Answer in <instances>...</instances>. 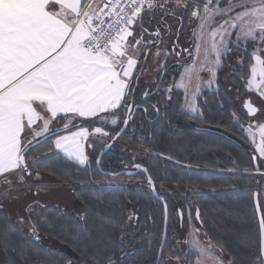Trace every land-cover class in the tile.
<instances>
[{"label":"snow or ice","instance_id":"snow-or-ice-1","mask_svg":"<svg viewBox=\"0 0 264 264\" xmlns=\"http://www.w3.org/2000/svg\"><path fill=\"white\" fill-rule=\"evenodd\" d=\"M220 3L221 0H0V177L17 170L27 171V152L51 135H56L55 148L69 160L86 163L88 157L81 140L90 133L75 125V120L95 118L96 123L108 124L109 115L125 106L133 91L131 81L139 64L136 57L142 54L139 46L152 43L143 40L148 32L142 27L145 12L160 8L174 15L170 4L185 11L192 4L191 16L201 21V36L215 17L227 16L211 31V47H205V61L214 65L209 67L213 77L222 57L230 51L226 37L234 30L239 29L234 47H239L241 41L264 44V0H228L224 8ZM137 25L142 28L140 39L135 38ZM159 34V30L154 33ZM199 47L198 44V51ZM244 53L247 58L246 47ZM210 54L215 55L214 61L208 60ZM251 58L254 62L249 68L247 89L264 98V49L256 48ZM148 95L144 93L145 97ZM133 104L127 105L129 116ZM244 106L249 115L258 111L249 100ZM190 107L196 112L195 103ZM61 117L67 118L63 128L53 130L50 125ZM118 120V116H113L111 125H117ZM38 121H42V126ZM128 122L126 117L124 123ZM72 127H77V131H70ZM58 131L69 134L60 136ZM28 132L32 139L25 143L22 133ZM92 132L109 135L100 127ZM258 132L261 141L256 150L264 157V125L259 126ZM119 135L117 132L112 139ZM47 156L44 153L36 157L33 164ZM257 210L260 211L259 205ZM260 231L261 258L257 264H264V216ZM199 251L203 256L205 250ZM107 264L117 262L109 258Z\"/></svg>","mask_w":264,"mask_h":264},{"label":"trees","instance_id":"trees-1","mask_svg":"<svg viewBox=\"0 0 264 264\" xmlns=\"http://www.w3.org/2000/svg\"><path fill=\"white\" fill-rule=\"evenodd\" d=\"M245 46L248 56L245 58L244 68L233 70L229 76L230 87L236 91V95L221 82L214 91L216 94L214 96L220 95V97H214L213 121L209 124L229 138L217 133L192 129L191 134L196 135L198 154L193 151L195 144L191 134L188 137H182L179 144L182 148V160H191L198 170L177 172L176 180H169V182L195 187L198 190L197 196L193 199L200 211L204 233L230 261L234 264H257L258 259L261 258L260 231L253 197L257 192L259 203L264 199V178L262 174L255 171L250 153L251 143L243 129L248 117L241 109L240 99L249 93L247 79L250 65L253 63L252 45L249 43ZM236 49L238 47H234V50ZM144 89L143 83L137 87L139 94ZM133 101L134 104H143L140 96L135 97ZM128 103L129 99L126 105ZM139 108L144 109L145 106ZM138 109L127 125V129L132 131L122 135L132 143L133 148L131 146L117 147L118 139L102 155L99 162L100 168L96 166V158L103 145L107 143L106 141L102 143L87 141L88 163L83 166L57 153L33 164L36 157L53 147L50 142L52 137L27 152L26 163L29 166L27 171L30 173L33 169L34 172L49 178L54 185H71L72 193L80 203V213L76 214L67 208L55 205L36 206L31 210V218L38 235L50 238L62 247V249H56L39 243L15 224L3 207L0 208V251L3 257L1 264H107L109 258L115 260L117 264L154 263L157 253L155 252L153 257L151 253L143 255L145 249H140L138 245L152 243L156 250L160 236L153 242L147 235L143 237L135 235L131 239L130 233L133 226L130 223L134 214H137L138 220H147L148 212L145 207L147 200L157 207L160 205L159 202L144 186L99 185V182L111 179L101 171L115 173L127 167L123 165L132 162L130 155L127 154L128 151L136 155L137 149V156L140 160L143 159L147 122L144 114L138 112ZM125 112L126 107L115 113L121 114L117 125L96 124L95 119H76L75 125L85 124L86 127H92L96 124L110 130L111 135H114L123 122ZM64 119L65 117L58 118L56 121ZM160 129L159 123L154 121L152 124L154 134L151 140L152 148L157 156L161 151ZM176 131L179 132V128H176ZM174 141L177 139L174 138ZM240 144L246 145V148ZM202 145L205 149H202ZM200 148L206 150L204 154H200ZM29 162H32L31 165ZM149 172L156 188L166 181L158 160L155 166H151ZM123 178L145 182L142 173L132 177L123 176ZM260 207L263 213V205L260 204ZM160 215V212H153L152 219L157 226L162 224ZM158 230L161 232V228ZM124 251L129 253L123 255ZM198 258L197 252L188 250L183 258V264H193Z\"/></svg>","mask_w":264,"mask_h":264},{"label":"flooded vegetation","instance_id":"flooded-vegetation-1","mask_svg":"<svg viewBox=\"0 0 264 264\" xmlns=\"http://www.w3.org/2000/svg\"><path fill=\"white\" fill-rule=\"evenodd\" d=\"M221 1L225 2V5L228 4V0ZM157 2L163 3V0H157ZM233 2L236 3L239 2V0H233ZM193 7L194 6L192 4H189V7L186 11L179 8L178 12L176 11L174 15L166 14L164 10L156 8L151 12H145L142 18V27L148 30V32L143 35V40L152 42L147 47V50L150 49L147 59L151 56L150 52L156 48H159V50L162 51L164 50V54L161 53L160 56H158V60L160 62V68L157 72L158 75H156V78L151 83L145 84V89L143 90V92L139 94V91H137L138 85H142L139 80H136L135 86H133L134 90L131 93L130 98L133 100L135 97L140 96V98L143 100L142 105L145 106L144 109L137 108L138 112L144 114L147 122L143 152L144 157L137 163L131 162L123 166H127L126 168L128 169H130L134 164H140L144 166L146 168L147 174L154 182L149 171L151 170V166H155L156 160H158L160 168L165 174L166 181L162 182L160 186H158V188H156L154 182L157 194H154L152 192L150 184L147 181L146 174L143 171H138L135 174L129 176L132 177L138 173H142L144 175L145 182H142L140 180H133L132 178L126 179V181L130 182L126 184V186L136 184L138 187H147L151 194L155 197V200L160 204L159 207H157V205H151V201L147 200V206H145L148 212V216H146L147 220H138L137 214H134L131 218L132 222L130 223L131 226H133L131 227L130 233L131 239L135 235L138 237L147 235L149 239H151V242H153L155 240L157 241L160 236L156 250H154L155 247H153L152 243H150L149 245L142 243L138 245L140 249H145L143 255L151 253L153 257L154 253H157L153 264H163L165 257L168 255L179 256L181 258V264H183L184 256L186 255L187 251H190L191 249L187 248V250H183L184 247H182V245H180L178 248V243L181 235H185V237L192 236L196 240L204 243L206 246H208V248L211 247V241L206 237L202 227V223L200 220V211L195 205V201L193 199L197 196L198 190H196L195 187L175 185V183H170L169 180H176L177 172H191V170L193 169H196V171L198 170V168H195L196 166L192 164L191 160H182V148L179 143H181L182 137H188L189 134H191L192 129L195 131L210 132L213 134L215 133V131H218L212 128L211 124H209L213 121L212 110L214 97H220V95L214 96L216 95L214 94V91L221 82L223 85L229 88V90L232 91V94L236 95V91H234V89L230 87L229 76L232 73V69L241 70L244 68L245 63L244 49L246 47V44L242 41L238 49H231L226 56L222 57V63L216 70L214 82L212 83L213 86H210L207 89L204 88L203 90L199 91V93L194 98V103L197 110L196 112L191 111V107L188 104V98L185 94V89L179 87L177 88L176 85L181 78L182 69L185 66L192 64L195 58H197L196 53L199 38L198 33L194 31V28H196L198 24V19L191 16ZM169 8L172 9L170 5ZM157 30H159V36L154 35ZM135 31H139L141 36V26H135ZM251 48L253 49V46H251ZM145 92L149 93L147 97L143 96ZM250 97V94L243 95L240 99V102ZM252 100L250 99L251 103L254 104ZM135 104L143 107L139 103ZM256 104L257 102H255L254 105ZM240 105L244 114L249 117L242 107L243 102ZM257 108L259 112L261 107ZM137 109L132 110V117L130 121L133 118V113L136 112ZM125 115L126 112L123 114V120L125 118ZM116 116L119 117L121 116V114L117 113ZM154 121L158 122L161 127V151L158 153L159 156H157L152 148L151 139L154 134L152 131V124ZM176 128H179V132L176 131ZM130 131L132 130H128L126 128L124 134L129 133ZM114 135H111L110 133L109 139L106 142H108ZM191 137L193 138L195 144H193V151L194 153L198 154V144L195 133H192ZM226 137L229 138V136ZM174 138H176L177 141H174ZM240 146L246 148V145L240 144ZM201 147L202 149H205L204 145H202ZM202 149L200 148V154H204V152L206 151ZM207 151L212 152V150ZM250 153L252 159L253 155L256 156V173L261 174L262 166L259 164L260 162L257 153L252 148L250 149ZM87 163L85 165H87ZM121 170H125V168H122ZM223 171L225 172V170ZM118 176L122 177V179H125L123 178V176L125 177L126 175L122 174ZM108 177L113 178V176ZM154 211L160 212L161 214L160 218L162 219V224L160 226L155 225V220L153 221L152 219ZM165 224L166 237L164 244L160 250ZM159 228H161V232H159ZM215 250L218 254L220 252L222 254V257L225 255L223 251H221L218 247ZM210 251L212 252V250ZM131 252L132 251H130V253ZM127 253L129 252L124 251L123 255Z\"/></svg>","mask_w":264,"mask_h":264},{"label":"rangeland","instance_id":"rangeland-1","mask_svg":"<svg viewBox=\"0 0 264 264\" xmlns=\"http://www.w3.org/2000/svg\"><path fill=\"white\" fill-rule=\"evenodd\" d=\"M225 4H226L225 2L221 1L220 7L221 8L226 7L227 5ZM173 9L174 6H172V10ZM225 19H228V17L227 16L215 17L209 24L206 25V31L204 32L203 36H201V30L199 27L201 21L199 19L196 28H194V31L198 33V38H199L198 44L200 45L199 51L197 50L196 53L197 58H195L192 64L187 65L182 69L181 78L176 85L177 88L179 87L185 89V94L186 97L188 98V104L190 106L194 103V98L199 93V92L197 93V88H199V91H201L204 88L207 89L208 87L213 86L212 83L214 82V77L212 73L209 71V67H214V65H211L207 61H205L204 52H205V47L208 48L211 47V40H212V37L210 35L211 31ZM238 31L239 29H236L232 32L230 37H226V39L229 40L228 48L230 50L234 49L233 44L237 39ZM216 39L219 40V36H217ZM131 42L134 44L135 40L133 39ZM249 43H252L253 46V49L251 50L252 52L255 51L256 48L264 49V44H258L253 41H249L247 44ZM156 52L157 50H153L151 55H154V57H158L161 52L164 54V50L163 51L161 50L159 55H156ZM132 53H133V49L130 47L129 54ZM208 60L214 61L215 55L210 54ZM138 61H140V59H138ZM154 61L156 62L155 59ZM147 66L148 63L144 70V72L146 73L149 71V68ZM186 69L188 71H186ZM231 72H233V69L231 70ZM135 73L136 70L134 71V74ZM248 92H249L248 94L251 95L249 99L251 100L253 99L254 101L252 100V102H254V104L255 102H257L256 106L261 107V109L254 116L248 117L247 123L245 126H243V129L249 138V141L251 143V148L257 153L260 162L259 164L262 166L261 174L264 178V157H261L256 150V146L261 141V137L259 135L258 129L260 125H264V98L260 97L258 93L254 90L253 91L248 90ZM242 102L243 101H241L240 104H242ZM108 119L109 121H111L112 118H110L109 116ZM66 120L67 118H65L62 121L60 120L54 121L50 125V127L53 130L62 129L65 124V123L63 124V121ZM96 124L92 125V127H86L85 124L78 126L89 130L90 135L87 138V141L91 140L95 143H97L98 141H102V142L107 141L109 139L111 131L102 128L104 129L105 132L109 133L108 136L93 133L92 129L96 127H100ZM250 125H251V132L249 131ZM70 131L73 132L77 131V127H72ZM68 134L69 133L67 131H64L58 135L64 136ZM55 139H56V135L53 136L52 139H50V142L53 146H54L53 141ZM118 146L120 147L123 146L124 148L131 146L133 148L132 143L129 142L127 138L123 136L119 138L117 142V147ZM44 153H48V156L55 153L62 154L60 152V149H56L55 146L49 150H46ZM44 153H42L40 156H42ZM127 154L130 155L131 161L133 163H137L140 161V158L137 156V149H136V155H134L132 152L129 151ZM31 163L32 162H29L30 165ZM21 176H23V180H20ZM5 180L10 181L11 183L10 184L6 183L4 182ZM128 183L130 182L126 181V179H122V177H113L109 180L99 182V185L122 187V186H126V184ZM260 204L263 205V213H264V199L260 200ZM48 205H55L61 208H68L73 213L76 214L80 213V205L72 193L71 185L70 186L69 185L61 186L57 184L54 185V183H52L50 179L44 177L39 173L34 172L33 169L32 172H30V174H27L26 172L24 173V170H17L0 177V206L3 207L8 217L15 224H17L19 227L24 229L27 233H29L33 238H35L39 243H41L45 247L62 249V247L59 246L52 239L45 237L43 238L39 236L31 218L30 212L34 207L36 206L45 207ZM213 244L214 243L211 242L210 243L211 247L208 248V246L196 240L192 236L185 237V235H181L178 243V248L180 245L184 247L183 250L185 249L187 250V248L193 250L195 248L196 249L195 251H198L199 254H200L199 250L204 249L205 250L204 255L203 256H201V254L199 255L200 256L199 261H201V264H234L225 255L222 257V254L220 252L218 254L217 251L215 250L217 247ZM212 247H214L215 249ZM210 250H212V252ZM2 261H3V257L0 251V264L2 263ZM163 264H181V258L179 256L168 255L165 257ZM194 264H198V260Z\"/></svg>","mask_w":264,"mask_h":264},{"label":"water","instance_id":"water-1","mask_svg":"<svg viewBox=\"0 0 264 264\" xmlns=\"http://www.w3.org/2000/svg\"><path fill=\"white\" fill-rule=\"evenodd\" d=\"M143 96H144V94H143ZM245 100H249V101H250V99H249V98H246V99L243 100V106H242V107H243L244 111L246 112V114H247L249 117H250V116H254L258 111H257L254 115H249L247 109H246L245 106H244V104H245ZM129 104H133V100H132V99L129 101L128 105H129ZM253 106H255V107L257 108L256 105L253 104ZM138 107H140V106H139V105H136V104H135V105L133 104V109H132V110H135V109H137ZM257 109H258V108H257ZM126 117L128 118L129 121H130V119H131V117H132L131 115H130V116L128 115V108H127V107H126V115H125V118H126ZM125 118H124V119H125ZM128 123H129V122H128ZM128 123L125 124V123H124V120H123L121 127H120L119 130L117 131V132L120 133V135H119L118 137H116V139H112V138H111L106 144L103 145L101 151L99 152V154H98V156H97V158H96V163H97V167H98V168H100V167H99V162H100V160H101L102 155H103L107 150L110 149V147L116 142L117 139L120 138L121 135L124 134V132L126 131V128H127ZM62 132H64V131H58V132H57V135L60 134V133H62ZM215 133H218V134L224 135L223 133H220V132H218V131H215ZM53 136H55V135L48 136L47 138L43 139V141H45L46 139H49V138H51V137H53ZM115 136H116V134H115L113 137H115ZM224 136H225V135H224ZM253 162H254V167H255V169H256V168H257V161H256V156H255V155H253ZM138 171H143V172L146 174V178H147L148 183L150 184V188H151L152 192H153L154 194H157V193H156V190H155L154 182L151 180V178H150L149 175L147 174L146 168H145L144 166L140 165V164H134V165L131 166L130 169L125 168V170H120V171L115 172V173H110V172H106V171H101V172H102V174H104V175L115 177V176L122 175V174H124V175H126V176L133 175V174H135V173L138 172ZM26 173L29 174L28 171H26ZM253 201H254V207H255L256 216H257V220H258V224H259V231H260V220H261V218H262V216H263V213H262L261 207H260V211L257 210V205L260 206L259 198H258V193H257V192L254 193ZM0 208H2V207L0 206ZM165 231H166V224H165V226H164V233H163V238H162V242H161L160 250H161V247L163 246L164 241H165V237H166V235H165ZM261 242H262V241H261V231H260V241H259V243H260V248H261Z\"/></svg>","mask_w":264,"mask_h":264},{"label":"crops","instance_id":"crops-1","mask_svg":"<svg viewBox=\"0 0 264 264\" xmlns=\"http://www.w3.org/2000/svg\"><path fill=\"white\" fill-rule=\"evenodd\" d=\"M170 6L172 7L173 5H171L170 4ZM178 10H179V8H175L174 7V9H173V11L174 12H178ZM134 33H135V38L136 39H140L141 38V36H140V32L139 31H135V27H134ZM139 50H140V52L142 53L139 57H136L137 59H140V61H139V66H137L135 69H134V71L136 70V73L134 74V77H133V79H132V81H131V84H132V90H134L133 89V86H135V81L136 80H139L140 82H142L144 85L145 84H149V83H151L155 78H156V75H158V70H159V64H160V62H159V60H158V57H154V55H151V53H152V51L153 50H157V52H159L160 53V51L161 50H159V48H156V49H153L151 52H150V57H148V59H147V56H148V54H149V51H150V49H148L147 50V47H145L144 46V44H141L140 46H139ZM156 52V53H157ZM143 53H147V55H144ZM162 53V52H161ZM160 53V54H161ZM160 56V55H159ZM154 59L156 60V62L154 61ZM147 63H148V68H149V71L146 73V72H144V70H145V67H146V65H147ZM155 63V64H154ZM153 64H154V67H153ZM142 65V66H141ZM141 66V67H140ZM152 67H153V69H152ZM133 92V91H132ZM127 99H129V101L131 100V98H129V96L126 98V100H125V102H124V105L125 106H123V107H120L119 108V110H122L124 107H127V105H126V101H127ZM39 110V109H38ZM116 112H113L111 115H109L110 116V118H112L113 116H116L117 114H115ZM61 118H64V117H61ZM79 119H81V118H79ZM83 120H85L84 118H82ZM92 119H95V118H92ZM56 121V120H55ZM64 123H66V121L64 122ZM63 123V124H64ZM38 124L39 125H41L42 126V121H38ZM109 124H111L110 123V121H109ZM37 130H39V128H37ZM30 135V136H29ZM22 137H23V140H24V142L25 143H27V141H29V140H31L32 139V136H31V132H28V134L27 135H25V134H23L22 133ZM98 142H100V143H102V141H98ZM104 142V141H103ZM86 144H87V139L86 140H81V146H82V150L84 151V153H85V155L87 156V154H86ZM55 146V145H54ZM53 146V147H54ZM60 152L62 153V155L64 156V157H66L67 158V156L65 155V153L62 151V150H60ZM68 159V158H67ZM88 160V159H87ZM71 161H73V162H75V163H77V164H79L77 161H74V160H71ZM86 163H87V161H86ZM85 163V164H86ZM84 164V165H85ZM80 165V164H79ZM83 166V165H82ZM49 179V178H48ZM198 252V251H197ZM198 254H199V252H198ZM200 255V254H199ZM200 257V256H199ZM199 259V258H198ZM197 259V260H198ZM197 260H195L194 261V263L197 261ZM193 263V264H194Z\"/></svg>","mask_w":264,"mask_h":264}]
</instances>
